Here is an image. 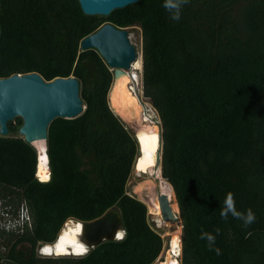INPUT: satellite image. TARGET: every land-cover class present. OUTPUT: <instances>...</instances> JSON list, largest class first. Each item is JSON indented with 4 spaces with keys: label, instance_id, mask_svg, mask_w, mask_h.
Returning <instances> with one entry per match:
<instances>
[{
    "label": "trees",
    "instance_id": "1",
    "mask_svg": "<svg viewBox=\"0 0 264 264\" xmlns=\"http://www.w3.org/2000/svg\"><path fill=\"white\" fill-rule=\"evenodd\" d=\"M162 4L138 0L99 16L86 15L78 0H0V77L75 76L85 106L49 125L48 182L37 177L34 146L0 135L1 206H23L29 219L1 232L10 238L0 240V264H154L166 250L146 205L127 191L139 146L109 106L113 74L96 49H80L105 23L142 31L143 93L161 120L162 176L182 220L181 264H264V0H190L178 23ZM229 191L238 210L255 213L249 227L221 219ZM112 208L121 212L123 240L84 257L36 255L68 219L89 222ZM217 228L221 255L199 239Z\"/></svg>",
    "mask_w": 264,
    "mask_h": 264
},
{
    "label": "water",
    "instance_id": "2",
    "mask_svg": "<svg viewBox=\"0 0 264 264\" xmlns=\"http://www.w3.org/2000/svg\"><path fill=\"white\" fill-rule=\"evenodd\" d=\"M78 1L86 15L99 16H108L116 9L138 2V0ZM80 49L82 51L96 49L109 69L113 70V80L108 92L109 106L124 123L131 125L130 117L137 119L134 107L136 104H141L137 92L131 90L133 94L129 89L131 77L128 71L131 70L133 62L138 59V53L130 41L128 29L118 28L113 23H105L81 40ZM84 109L80 81L75 76L46 80L38 72H29L0 77V135L8 137L9 123L20 117L23 123L19 128V135L37 150L38 161L40 151L37 143L44 141L47 143L50 123L59 117L76 118L83 113ZM134 129V135L137 138L136 127ZM158 161L161 162L160 152ZM158 197L162 218L177 219L168 195L161 188H159ZM82 224L85 225L82 239H85L89 247L93 248L105 241L115 239V233L121 230L123 219L120 210L112 208L99 218L82 222ZM159 261L157 260L154 264H158Z\"/></svg>",
    "mask_w": 264,
    "mask_h": 264
},
{
    "label": "rangeland",
    "instance_id": "3",
    "mask_svg": "<svg viewBox=\"0 0 264 264\" xmlns=\"http://www.w3.org/2000/svg\"><path fill=\"white\" fill-rule=\"evenodd\" d=\"M128 32H129V38L131 43L136 47L137 53H138V62L140 65L139 72L143 71V66H142V31L139 26H131L128 27ZM143 85H141L135 92H137L139 99L141 100L142 105L144 106V111H142L141 115L139 116L137 122L135 124L129 125L130 131L134 134L135 132V127H138L140 125H150L155 128H159L161 130V120L156 112V110L153 108L151 105L149 99L144 96L143 93ZM143 118V119H142ZM142 119V120H141ZM139 121V122H138ZM145 121V122H144ZM144 122V123H143ZM147 122V123H146ZM13 124L18 127V130L15 132H10L9 136H20L19 135V128L21 127V122L15 118L13 120ZM133 126V127H131ZM158 126V127H157ZM135 136V135H134ZM144 175V176H143ZM143 176V177H142ZM156 176V177H155ZM149 180L155 181V187L153 194L158 196L159 193V188H161L165 193L168 195L169 202L172 206V209L174 210L177 219H170V220H164L162 218V215L160 218L157 217V215H154L153 213L150 212V208L148 206V196L145 194H141L136 191V187L141 184V183H146ZM127 191L132 194L133 196H136L138 199L139 197L147 207L148 210V220L150 224L161 234V237L164 240V246L165 249L169 247V239L176 236L178 234L179 228L181 229V238H182V220L180 218L179 214V208L178 204L176 201L175 193L173 191L172 186L168 183V181L163 178L162 176V167H161V162L159 163L158 161V166H157V171L156 173L153 174H146L145 173H138L134 169L130 175V178L127 183ZM143 199V200H142ZM166 202V200H165ZM1 201H0V240L4 241L10 238V236H7L4 238V236H1V232L3 231H17V229L21 226H23L24 222L27 221V211L23 206H20L17 209H11L9 212H7L6 208L1 206ZM10 209V207H7ZM29 221V219H28ZM124 232V230H122ZM44 243L40 242L35 249V253L37 256L41 257H46L45 255L41 254L39 252V248L43 245ZM3 251H5V248H2ZM181 253V252H180ZM165 252L163 251L158 260L163 259L160 261L159 264H165ZM48 257V256H47ZM52 257H57V256H52ZM180 262H181V254H179L176 257Z\"/></svg>",
    "mask_w": 264,
    "mask_h": 264
},
{
    "label": "bare ground",
    "instance_id": "4",
    "mask_svg": "<svg viewBox=\"0 0 264 264\" xmlns=\"http://www.w3.org/2000/svg\"><path fill=\"white\" fill-rule=\"evenodd\" d=\"M131 68H132V70L138 72L137 74L134 75L133 81H134V84H136L138 87H140L141 86V77H140V72H139L140 65H139L138 59L135 62H133ZM129 89L131 91V88H129ZM134 91H136L135 88H134ZM139 101H140L139 103L141 105L136 104L134 107L136 109L135 112H136L137 119L141 115L142 111H144V106H142L141 100H139ZM130 118L132 120L131 121L132 124H135V122H137V119H135L134 117H130ZM138 120H140V119H138ZM155 127H152V126L146 125V124L136 127V131H137V138L136 139H137L138 146H139V154L135 160L134 170L138 173H143V174L145 173V175L151 174L152 176L157 171L158 154L161 151L160 129L155 128ZM37 146H38V149L40 151V157H39V161H38V165H37V177H39L41 181L46 182L48 180L44 181L41 179V177L44 175H48L50 177V174H51V169H50V165H49V157H48V153H47V143L45 141L42 143H37ZM154 187H155V181L149 180L146 183L139 184L136 187V191L141 193V194L143 193V194L148 196V201H149L148 206L150 208V212L153 213L154 215H157V217L160 218L162 215L161 206H160V202H159V197L156 196L155 194H153ZM139 199H141V198L139 197ZM77 221H79V220L68 219L66 221V223L64 224V226L62 227L56 242L54 244L45 243L41 246L42 249L45 247L51 248L52 249L51 254L43 253L41 251L42 249L39 250V252L45 256H50V255L51 256H66L69 254L73 255V256L74 255L77 256L74 253L72 247L69 245H64V251L61 252L60 254H57V251H56V246L59 244V237L61 236L62 231L63 232L68 231V229L72 228L73 225ZM79 222H81V221H79ZM120 231L123 232L122 229ZM173 241H176V244L178 245V247L175 249V251L173 248ZM177 251L179 254H181L180 253L181 252V229L180 228H179L178 234L169 239V247L166 249L165 256H164L165 257V260H164L165 264H181V262L176 258L179 255V254L178 255L176 254ZM163 259H161L160 261H162ZM160 261L158 262V264L160 263Z\"/></svg>",
    "mask_w": 264,
    "mask_h": 264
},
{
    "label": "clouds",
    "instance_id": "5",
    "mask_svg": "<svg viewBox=\"0 0 264 264\" xmlns=\"http://www.w3.org/2000/svg\"><path fill=\"white\" fill-rule=\"evenodd\" d=\"M189 3L190 0H163L162 7L168 13L169 19L178 23L182 17L183 7ZM50 178H51V174L48 181L50 180ZM38 179L40 180L39 177ZM229 216H231L233 219L241 221L242 226L244 228L249 227L251 224H253L256 221V215L251 208H248L243 211L237 209L234 193H232L231 191L226 193L223 201L221 202V211H220V217L224 221H227ZM84 226L85 225H83L81 222L77 221L72 228L68 229V231L66 232L62 231V234L59 237V243L61 242V238L65 237L67 241L65 245L71 246L73 251L74 248H76L77 246H79V248L82 249L80 254H76L74 252L78 257H84L88 255L91 251L89 245L85 242V239H82V237H84ZM120 233H123V236L117 238ZM215 233L216 234L213 235L212 233L202 231L199 239L206 241L209 251H215L217 255H221L222 254L221 249L215 247L216 237L219 235L220 229L219 228L215 229ZM124 237H125L124 232L118 230L115 233V239L117 241L123 240ZM39 249L41 250L42 247Z\"/></svg>",
    "mask_w": 264,
    "mask_h": 264
},
{
    "label": "snow or ice",
    "instance_id": "6",
    "mask_svg": "<svg viewBox=\"0 0 264 264\" xmlns=\"http://www.w3.org/2000/svg\"><path fill=\"white\" fill-rule=\"evenodd\" d=\"M41 179L44 180V181H46V180L49 179V176H48V175H44V176L41 177ZM122 236H123V233H120V234L118 235L117 238H120V237H122ZM65 243H67V241H66L65 237H62V238H61V242L56 246L57 254H60L61 252L64 251V245H65ZM177 247H178V245L176 244V241H173V248H174V251H175V249H176ZM41 251H42L43 253H45V254H51L52 249L49 248V247H45V248H43ZM81 251H82V249H80L79 246H77L76 248H74V252H75L76 254H80ZM176 254H177V255L179 254L178 251L176 252Z\"/></svg>",
    "mask_w": 264,
    "mask_h": 264
},
{
    "label": "built area",
    "instance_id": "7",
    "mask_svg": "<svg viewBox=\"0 0 264 264\" xmlns=\"http://www.w3.org/2000/svg\"><path fill=\"white\" fill-rule=\"evenodd\" d=\"M138 72L137 71H134V70H129V75H130V77H131V83H130V88H131V90L133 91V92H135L134 91V88L137 90L139 87L136 85V84H134V81H133V77H134V75L135 74H137ZM140 77H141V85H143V74L141 73L140 74ZM143 88V87H142Z\"/></svg>",
    "mask_w": 264,
    "mask_h": 264
},
{
    "label": "flooded vegetation",
    "instance_id": "8",
    "mask_svg": "<svg viewBox=\"0 0 264 264\" xmlns=\"http://www.w3.org/2000/svg\"><path fill=\"white\" fill-rule=\"evenodd\" d=\"M131 69H132V68H131ZM110 71H111V72H112V74H113V70H111V69H110ZM111 84H112V83H111ZM110 87H111V86H110ZM155 177H156V176H155Z\"/></svg>",
    "mask_w": 264,
    "mask_h": 264
}]
</instances>
